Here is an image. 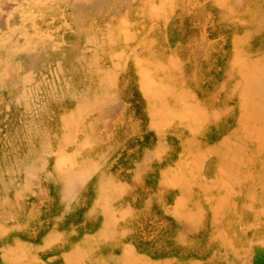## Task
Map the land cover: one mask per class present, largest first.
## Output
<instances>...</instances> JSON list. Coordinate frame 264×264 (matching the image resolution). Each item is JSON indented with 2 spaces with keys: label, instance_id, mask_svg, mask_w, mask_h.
<instances>
[{
  "label": "rangeland",
  "instance_id": "obj_1",
  "mask_svg": "<svg viewBox=\"0 0 264 264\" xmlns=\"http://www.w3.org/2000/svg\"><path fill=\"white\" fill-rule=\"evenodd\" d=\"M263 122L264 0H0V264H194Z\"/></svg>",
  "mask_w": 264,
  "mask_h": 264
},
{
  "label": "crops",
  "instance_id": "obj_2",
  "mask_svg": "<svg viewBox=\"0 0 264 264\" xmlns=\"http://www.w3.org/2000/svg\"><path fill=\"white\" fill-rule=\"evenodd\" d=\"M239 128L235 123L220 135L219 141L224 143L225 150ZM261 135L262 139L254 142L243 137L239 143L241 151H225L208 157L220 164L208 168V171L202 170L211 181L193 189V192L207 194L198 202L201 208L204 204L208 206L206 227L200 229L203 234L198 233L201 237L194 246V264H264V122ZM249 144L251 151H243V147ZM222 162H225L224 167ZM235 207L242 210L240 220L227 213L223 216L215 214L221 209ZM248 209L256 210L255 232L247 228L250 223ZM188 263L186 260L182 264Z\"/></svg>",
  "mask_w": 264,
  "mask_h": 264
},
{
  "label": "bare ground",
  "instance_id": "obj_3",
  "mask_svg": "<svg viewBox=\"0 0 264 264\" xmlns=\"http://www.w3.org/2000/svg\"><path fill=\"white\" fill-rule=\"evenodd\" d=\"M251 102V101H250Z\"/></svg>",
  "mask_w": 264,
  "mask_h": 264
}]
</instances>
